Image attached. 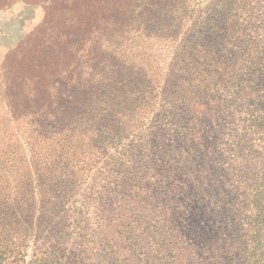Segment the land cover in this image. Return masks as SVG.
<instances>
[{"label": "trees", "instance_id": "obj_1", "mask_svg": "<svg viewBox=\"0 0 264 264\" xmlns=\"http://www.w3.org/2000/svg\"><path fill=\"white\" fill-rule=\"evenodd\" d=\"M44 7L0 60V259L22 255L17 249L30 235L17 225L38 213L49 218L38 220L37 259L52 264L64 252L58 211L88 190L112 146L142 129L159 142L170 123L193 137L207 116L221 114L200 100L209 88L198 78L216 69L224 74L216 90L227 86L244 101H260L264 71L237 38L229 40L233 23L193 19L241 17L232 3L52 0ZM250 204L239 243L245 261L264 241V197L255 194Z\"/></svg>", "mask_w": 264, "mask_h": 264}, {"label": "rangeland", "instance_id": "obj_2", "mask_svg": "<svg viewBox=\"0 0 264 264\" xmlns=\"http://www.w3.org/2000/svg\"><path fill=\"white\" fill-rule=\"evenodd\" d=\"M51 1L0 0V60ZM219 2L241 6V17L193 19L233 23L229 40L237 38L238 49L258 57L257 69L264 71V0ZM223 75L214 69L198 78L209 88L200 100L210 114L221 113L207 116L198 134L186 136L170 123L155 142L142 129L97 161L88 190L58 211L64 252L52 264H264V241L247 261L239 246L250 202L255 194L264 197V100L244 101L227 86L216 90ZM48 218L23 215L17 228L30 236L17 249L22 255L0 264H42L38 220Z\"/></svg>", "mask_w": 264, "mask_h": 264}]
</instances>
